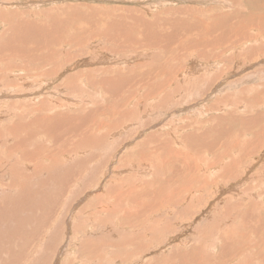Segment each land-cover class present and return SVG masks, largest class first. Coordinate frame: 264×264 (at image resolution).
I'll use <instances>...</instances> for the list:
<instances>
[{
	"label": "rangeland",
	"instance_id": "374dc122",
	"mask_svg": "<svg viewBox=\"0 0 264 264\" xmlns=\"http://www.w3.org/2000/svg\"><path fill=\"white\" fill-rule=\"evenodd\" d=\"M0 264H264V0H0Z\"/></svg>",
	"mask_w": 264,
	"mask_h": 264
},
{
	"label": "bare ground",
	"instance_id": "6f19581e",
	"mask_svg": "<svg viewBox=\"0 0 264 264\" xmlns=\"http://www.w3.org/2000/svg\"><path fill=\"white\" fill-rule=\"evenodd\" d=\"M54 18V17H53ZM104 74V73H103ZM83 84V83H82ZM77 86V85H76ZM174 135V134H173ZM24 141V140H23ZM248 195V194H247ZM120 196V195H119ZM170 197V196H169ZM254 199V198H253ZM252 203V202H251ZM105 210V209H104ZM116 212V211H115ZM227 220V219H226Z\"/></svg>",
	"mask_w": 264,
	"mask_h": 264
}]
</instances>
